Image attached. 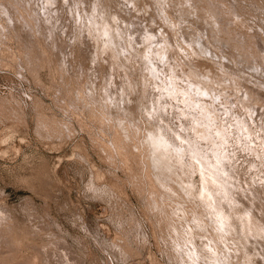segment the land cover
Here are the masks:
<instances>
[{
    "label": "rangeland",
    "instance_id": "rangeland-1",
    "mask_svg": "<svg viewBox=\"0 0 264 264\" xmlns=\"http://www.w3.org/2000/svg\"><path fill=\"white\" fill-rule=\"evenodd\" d=\"M26 1L0 0V264H264V92L204 23L261 35L264 0Z\"/></svg>",
    "mask_w": 264,
    "mask_h": 264
},
{
    "label": "bare ground",
    "instance_id": "bare-ground-1",
    "mask_svg": "<svg viewBox=\"0 0 264 264\" xmlns=\"http://www.w3.org/2000/svg\"><path fill=\"white\" fill-rule=\"evenodd\" d=\"M23 1H25V0H22V2ZM31 1H33V0H29V1H26V4L27 3H30V6H32L31 4L32 3H34V1L33 2H31ZM37 0H35V2H36ZM47 1V3H48V7L50 6L49 5V0H40V1H38L37 3L41 6L42 4H44L45 2ZM53 1H56V0H53ZM185 1H187V0H185ZM189 1V0H188ZM247 1V0H246ZM19 2H20V0H19ZM24 3V2H23ZM51 3H53V2H51ZM209 3H211V2H209ZM225 3V2H224ZM223 3V4H224ZM237 1H236V3H235V5H237ZM38 4H36L35 3V5H38ZM188 4H190L189 2H188ZM232 4V3H231ZM230 4V5H231ZM234 4V3H233ZM239 4V3H238ZM28 5V4H27ZM47 5V4H46ZM212 5V4H211ZM34 6V5H33ZM45 6V5H44ZM210 5L208 4V6L207 7H209ZM234 6V5H233ZM232 6V7H233ZM24 7H25V4H24ZM47 7V6H46ZM190 7V6H189ZM206 7V9L208 10V8ZM224 7L225 6H223L222 8H221V4H219V2L218 3H214L213 2V5H212V7H210L209 9H211V10H209L210 11V16H208L210 19H208L209 21H205L204 23L206 24V25H210V27L209 26H207V27H209L208 28V31H210V33H211V35H213V39H215V40H220L221 39V36H219V34H223L222 36H223V38L224 39H222L220 42H222V43H224V45H226V47H227V50H226V48H224L225 46H223V48H221V47H219L220 48V50L222 51V55H226L227 57H228V55L231 57V61L233 62L231 65L232 66H234V70L233 69H231V70H233V71H235L236 72V75L237 76H240V77H242V78H244V81H253V85H255L256 84V88H257V91H258V89H260V90H263V92H264V33L263 34H261L260 35V31H258L259 29H256V27L253 25L254 24V21H249V17H247L245 14V16H241V17H239V16H237L236 14H233L232 13V10L231 9H229L230 10V13L228 12V14L227 15H229V18L227 19V17L225 16V13L227 12V11H229V10H226V11H224ZM243 7V6H242ZM47 9H49V8H47ZM236 9H238L239 10V13H241V8H239L238 6H236ZM250 9V8H249ZM249 9L248 10H246L247 12L249 11ZM185 10V9H184ZM188 10H189V8H188ZM185 11H187V10H185ZM188 12V11H187ZM41 13V12H40ZM250 13V12H249ZM254 16H257L256 14H254V13H252ZM179 15V14H178ZM208 15V14H207ZM179 16H182V15H179ZM186 16V15H185ZM206 16V15H205ZM223 17V18H222ZM185 17H183V20H186V18L184 19ZM201 18V22H202V20H204L203 18V16H200L199 18H198V20ZM220 18H222L224 21H221V19ZM46 19H47V17H46ZM179 19V18H178ZM180 19H182V18H180ZM189 19V18H188ZM187 19V20H188ZM258 19H259V17H258ZM264 19V18H263ZM186 20V21H187ZM185 21V22H186ZM190 21H191V19H190ZM189 21V22H190ZM182 22V21H181ZM184 22V21H183ZM184 22V23H185ZM261 24V23H260ZM262 25V24H261ZM264 26V25H263ZM259 28L261 29V31H262V29L264 28V27H262V26H259ZM67 32V31H66ZM221 32V33H220ZM262 32H264V31H262ZM198 33V32H197ZM202 33V32H201ZM204 34V33H203ZM192 35H193V32H192ZM195 35V34H194ZM198 35V34H197ZM197 35H195V37L197 36ZM208 35H210V34H208ZM260 36V39L261 40H259V39H257V36ZM200 36V35H199ZM204 37V36H203ZM197 38V37H196ZM195 38V39H196ZM200 38H201V36H200ZM196 41H198L197 39H196ZM199 42V41H198ZM202 42V41H201ZM220 44V43H219ZM31 45V44H30ZM33 46V45H32ZM32 46H30V49L29 50H32L31 48H32ZM34 48V47H33ZM36 48V47H35ZM28 50V51H29ZM32 51H34V50H32ZM35 52V51H34ZM34 52H33V55H34ZM41 52V51H40ZM39 52V53H40ZM29 53H31V52H29ZM38 53V55L40 56V54ZM212 53H214V55L218 58V59H221L223 56H221L220 54H218L217 52L215 53V52H212ZM211 53V54H212ZM35 55H37L36 53H35ZM219 56H221V58H219ZM27 58H28V56H27ZM36 59V56H34L33 57V59ZM29 61H30V59H28ZM38 60V59H37ZM27 63V62H26ZM30 63H32L33 64V62L32 61H30ZM35 64V63H34ZM38 64V63H37ZM222 65L225 67V63L223 62L222 63ZM35 66V65H34ZM37 66V65H36ZM29 67V66H28ZM35 69V68H34ZM33 70V69H32ZM238 72V73H237ZM248 81V82H249ZM156 83H158V82H156ZM159 84V83H158ZM248 84V83H247ZM250 84V83H249ZM248 84V85H249ZM171 85V84H170ZM169 85V86H170ZM248 85H246V87L248 86ZM252 85V86H253ZM245 87V88H246ZM249 87V86H248ZM247 87V88H248ZM166 88V87H165ZM174 90H175V88L174 87H172ZM244 88V89H245ZM246 88V89H247ZM251 88V90H252V87H250ZM167 89H169V88H167ZM172 89V90H173ZM177 89V88H176ZM246 89H245V91H246ZM180 90V89H179ZM254 90H255V88H254ZM254 90H252V91H254ZM188 91V90H187ZM244 91V93L243 94H246V93H248L249 91H248V89H247V92H245ZM165 92H166V89H165ZM168 92V91H167ZM172 92H176V90L175 91H172ZM181 92H182V89H181ZM181 92H179L178 91V93H181ZM183 92H186V91H183ZM190 92V91H189ZM251 92V91H250ZM254 92H256V91H254ZM254 92H252V94H247L248 96H249V98L250 97H252L253 96V94H254V97L256 96V94L257 93H254ZM258 92H260V91H258ZM171 92H169V95H171L170 94ZM177 93V92H176ZM177 93V94H178ZM188 93V92H187ZM260 94H261V97L263 96V98H264V93H261L260 92ZM173 95H175V94H173ZM247 95H245V97H247ZM252 95V96H251ZM258 95V94H257ZM172 96V95H171ZM177 96V95H176ZM187 96V95H186ZM244 97V98H245ZM258 97H260V96H258ZM256 98V97H255ZM252 99V98H251ZM251 99H250V101H251ZM258 99H260V98H258ZM262 99V98H261ZM260 99V100H261ZM187 99L185 98V101H186ZM189 100V99H188ZM187 100V103L189 102ZM245 100H247V98L245 99ZM249 100V99H248ZM217 101V100H216ZM249 101V103H251ZM252 101H254V106H252V107H254V109L256 110L257 108L255 107V104H258V102L256 103L255 102V100H254V98L252 99ZM262 101V100H261ZM192 102H193V104H196V102L195 101H193L192 100ZM195 102V103H194ZM245 102L243 101V104H244ZM248 102H246V104H247ZM249 103L247 104V105H249ZM260 104L262 103V102H259ZM263 104V103H262ZM197 105V104H196ZM195 105V106H196ZM252 105V104H251ZM251 105H249L250 107H251ZM181 106V105H180ZM199 106V105H198ZM257 106V105H256ZM258 106H261V105H259L258 104ZM200 108H202L201 106H199ZM247 107V106H246ZM187 108H188V106H187ZM248 108V110H249V107H247ZM261 108V107H260ZM189 109V111H190V109L191 108H188ZM253 108L252 109H250V110H254ZM192 110V109H191ZM254 110V111H255ZM260 111H261V113H263V111H264V109H263V111L261 110V109H259ZM194 111V110H193ZM254 111H253V113L251 112V111H249V112H251V114H253L254 115ZM257 111H258V109H257ZM256 111V112H257ZM250 114V115H251ZM258 114H259V116H260V113H255V115H257L258 116ZM253 115H251V117L253 116ZM263 115V114H262ZM199 116V115H198ZM255 117V119H256V116H254ZM264 116H262V118H263ZM257 118H259V119H261L260 117H257ZM200 119V118H199ZM253 119V118H252ZM264 119V118H263ZM239 121V120H238ZM237 121V122H238ZM256 121V120H255ZM258 121V120H257ZM256 121V122H257ZM260 122V121H259ZM258 122V123H259ZM262 122V121H261ZM241 123V122H240ZM240 123H238V124H240ZM264 123V122H263ZM199 124H201V122H199ZM260 126H261V123L259 124ZM198 126V125H197ZM200 126V125H199ZM198 126V127H199ZM259 126V127H260ZM263 126V125H262ZM261 126V127H262ZM206 127V126H205ZM204 127V128H205ZM245 127V126H244ZM243 127V128H244ZM258 127V128H259ZM236 128H238V129H241V125H240V128H239V126L238 127H236ZM219 129H221V128H218V130ZM223 129H224V127H223ZM226 129V128H225ZM249 128H247V130H248ZM257 129V128H256ZM255 129V130H256ZM205 130H207V129H205ZM204 130V131H205ZM218 130L216 131V132H218ZM234 130H237V129H234ZM232 131L231 132V128L229 129V131H230V133H232L233 134V132H235V131ZM245 130H246V128H245ZM244 130V131H245ZM252 130H254V129H252ZM254 130V131H255ZM222 131V130H221ZM224 131V130H223ZM239 131V130H238ZM242 131V130H241ZM250 131V130H249ZM202 132V131H201ZM206 132H208V131H206ZM205 132V133H206ZM247 132V131H246ZM154 133V132H153ZM238 134H237V136L239 135V132H237ZM241 133V132H240ZM243 133V132H242ZM201 134V133H200ZM232 134H230V135H232ZM249 134V133H248ZM202 135V134H201ZM205 135V134H204ZM224 135H225V133H224ZM224 135H221V136H224ZM251 135V134H250ZM250 135H246V137H250ZM154 136H155V133H154ZM159 136V135H158ZM161 136V135H160ZM158 137V140H154L155 141V146H154V150L156 149V148H159V147H161V148H166V147H168L169 145L167 144V142L165 141V139L164 138H162V137ZM203 136V135H202ZM200 137V136H199ZM241 137V136H240ZM151 138H153L154 139V137H152L151 136ZM224 138H226L225 136H224ZM188 141H190V140H188ZM193 141H191V143H192ZM153 143H151V144H153ZM191 143H188L189 145H191L192 146V144ZM196 143V142H195ZM194 144V143H193ZM188 145V146H189ZM150 146H153V145H150ZM170 147V146H169ZM193 147V146H192ZM191 147V148H192ZM153 148V147H152ZM168 149V148H167ZM159 150V149H158ZM170 150V149H169ZM182 150V149H181ZM194 151H196V149H193ZM160 151V150H159ZM156 152H157V150H156ZM190 152V154H191V152H192V155L195 153H193V151H192V149L189 151ZM197 152V151H196ZM181 153V152H180ZM187 153V152H186ZM155 155V153H152V155ZM157 154H158V152H157ZM188 154V153H187ZM154 155H153V157H154ZM164 155V154H163ZM191 155V156H192ZM195 155H197L196 153H195ZM184 156V155H183ZM188 156V155H187ZM198 156H199V159H201L200 158V155L198 154ZM197 156V157H198ZM193 157V156H192ZM196 157V159H198ZM194 158H195V156H194ZM169 159V158H168ZM158 160V159H157ZM162 160V159H161ZM194 160V159H193ZM155 161V160H154ZM165 161V160H164ZM201 161V160H200ZM166 162V161H165ZM218 162H220L221 163V161H219V159H218ZM223 162V161H222ZM161 163V162H160ZM225 163V162H224ZM150 164H151V161H150ZM200 164H202V163H200ZM152 165V164H151ZM204 165V164H203ZM222 165V164H221ZM225 165V164H224ZM219 169V168H218ZM220 169H222V167L220 168ZM225 169V168H224ZM232 169V168H231ZM172 170V169H171ZM202 170H205V169H203L202 168ZM223 170V169H222ZM221 171V170H220ZM177 172V171H176ZM203 172H205V171H203ZM218 172H219V170H218ZM217 172V173H218ZM223 172H225V171H223ZM226 172H228V170L226 171ZM230 172V171H229ZM152 173H154V171L152 172ZM216 173V174H217ZM210 174H211V172H210ZM215 174V175H216ZM175 175H177V174H175ZM205 175V174H204ZM214 175V174H213ZM220 175H222L221 174V172H220ZM227 175V174H226ZM171 176V175H170ZM207 176V175H206ZM209 176H211V177H217V176H212V175H208V177ZM219 176V175H218ZM228 176V175H227ZM231 176V175H230ZM172 177V176H171ZM223 177V175L221 176V178ZM206 178V177H205ZM210 179V178H209ZM230 179V178H229ZM228 179V180H229ZM173 180V179H172ZM206 180V179H205ZM211 180V179H210ZM212 180H213V178H212ZM211 180V181H212ZM219 180V179H218ZM174 181V180H173ZM210 181V182H211ZM215 181V180H214ZM220 181V180H219ZM224 182H225V180H224ZM224 182H223V185L225 186V184H224ZM226 182H227V180H226ZM229 182V181H228ZM208 183V182H207ZM218 183V182H217ZM220 184H222V181H220ZM219 184V185H220ZM222 186V185H221ZM223 187V186H222ZM227 187V186H226ZM229 187L230 186H228V188H225V187H223L224 189H229ZM229 191V190H228ZM219 215H221L220 213H219ZM221 219V218H220ZM219 219V220H220ZM218 220V221H219ZM222 221V220H221ZM220 224V223H219ZM223 224V223H222ZM214 225V224H213ZM226 227V226H225ZM192 229V228H191ZM223 229V228H222ZM226 229V228H225ZM214 236V235H213ZM219 236V235H218ZM215 239V238H214ZM213 239V240H214ZM220 239V238H219ZM219 240H217V242H218ZM220 243V242H219ZM218 247V246H217ZM221 249V248H220ZM217 251V250H216Z\"/></svg>",
    "mask_w": 264,
    "mask_h": 264
}]
</instances>
